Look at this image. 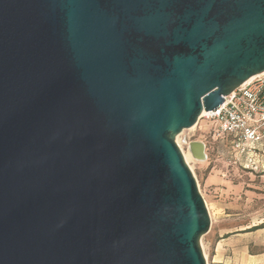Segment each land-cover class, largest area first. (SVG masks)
Here are the masks:
<instances>
[{
  "label": "water",
  "instance_id": "obj_1",
  "mask_svg": "<svg viewBox=\"0 0 264 264\" xmlns=\"http://www.w3.org/2000/svg\"><path fill=\"white\" fill-rule=\"evenodd\" d=\"M263 72L264 0H0V264H208L176 137Z\"/></svg>",
  "mask_w": 264,
  "mask_h": 264
},
{
  "label": "rangeland",
  "instance_id": "obj_2",
  "mask_svg": "<svg viewBox=\"0 0 264 264\" xmlns=\"http://www.w3.org/2000/svg\"><path fill=\"white\" fill-rule=\"evenodd\" d=\"M192 140L205 142L208 155L206 160L200 161L192 157L188 149V143ZM176 142L184 157L185 155L189 157V163L186 162L198 181L210 211V229L202 236L201 243L208 264H212L211 255L216 239L221 235L234 238L239 226L261 218L260 211L264 208V195L260 194L259 188L250 186L247 179L245 182L244 178L230 169L231 167L227 182L224 181V163L232 162L225 156L224 142L221 143L214 138L213 128L205 118H200L195 127L184 129L176 137ZM216 166H219L220 171L214 175V181L208 183V178Z\"/></svg>",
  "mask_w": 264,
  "mask_h": 264
},
{
  "label": "built area",
  "instance_id": "obj_3",
  "mask_svg": "<svg viewBox=\"0 0 264 264\" xmlns=\"http://www.w3.org/2000/svg\"><path fill=\"white\" fill-rule=\"evenodd\" d=\"M200 118L211 124L214 138L221 143L232 138L230 162L254 154L259 144L264 145V73L224 96L215 109L204 110Z\"/></svg>",
  "mask_w": 264,
  "mask_h": 264
},
{
  "label": "crops",
  "instance_id": "obj_4",
  "mask_svg": "<svg viewBox=\"0 0 264 264\" xmlns=\"http://www.w3.org/2000/svg\"><path fill=\"white\" fill-rule=\"evenodd\" d=\"M232 138L224 139V153L230 158ZM231 167V168H230ZM216 166L208 183L213 182L220 170ZM232 169L238 176L249 181V185L259 188L264 195V145L259 144L254 154H246L233 163H224V181ZM226 175V177H225ZM244 182V183H245ZM241 183V182H240ZM252 184V185H251ZM264 208H261V218L252 223H245L236 229L234 238L221 235L213 245L212 264H264Z\"/></svg>",
  "mask_w": 264,
  "mask_h": 264
},
{
  "label": "bare ground",
  "instance_id": "obj_5",
  "mask_svg": "<svg viewBox=\"0 0 264 264\" xmlns=\"http://www.w3.org/2000/svg\"><path fill=\"white\" fill-rule=\"evenodd\" d=\"M264 73V72H263ZM185 158H186V161L188 162V159H189V157L187 156V155H185ZM189 163V162H188ZM204 248V247H203ZM204 253H205V251H204ZM205 256H206V253H205ZM207 257V256H206Z\"/></svg>",
  "mask_w": 264,
  "mask_h": 264
}]
</instances>
